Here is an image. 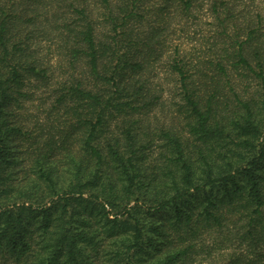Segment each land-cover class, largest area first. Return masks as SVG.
Masks as SVG:
<instances>
[{"label":"trees","instance_id":"16d2710c","mask_svg":"<svg viewBox=\"0 0 264 264\" xmlns=\"http://www.w3.org/2000/svg\"><path fill=\"white\" fill-rule=\"evenodd\" d=\"M0 264H264V0H0Z\"/></svg>","mask_w":264,"mask_h":264},{"label":"rangeland","instance_id":"374dc122","mask_svg":"<svg viewBox=\"0 0 264 264\" xmlns=\"http://www.w3.org/2000/svg\"><path fill=\"white\" fill-rule=\"evenodd\" d=\"M191 43H189V41H185V44H183V49L186 51H191L192 47H191ZM166 69V66H163L160 71L164 72V70ZM161 76H164L163 74H161ZM167 89H170L172 87V85H166ZM31 112L35 113V109L32 108Z\"/></svg>","mask_w":264,"mask_h":264}]
</instances>
